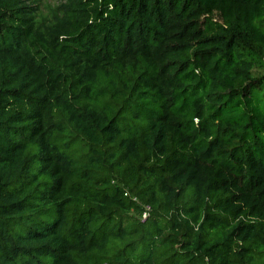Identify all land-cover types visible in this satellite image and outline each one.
Returning <instances> with one entry per match:
<instances>
[{"label":"trees","instance_id":"trees-1","mask_svg":"<svg viewBox=\"0 0 264 264\" xmlns=\"http://www.w3.org/2000/svg\"><path fill=\"white\" fill-rule=\"evenodd\" d=\"M0 264H264V0H0Z\"/></svg>","mask_w":264,"mask_h":264},{"label":"rangeland","instance_id":"rangeland-1","mask_svg":"<svg viewBox=\"0 0 264 264\" xmlns=\"http://www.w3.org/2000/svg\"><path fill=\"white\" fill-rule=\"evenodd\" d=\"M29 2H34L40 10L47 12L54 5H57L61 0H27Z\"/></svg>","mask_w":264,"mask_h":264},{"label":"built area","instance_id":"built-area-1","mask_svg":"<svg viewBox=\"0 0 264 264\" xmlns=\"http://www.w3.org/2000/svg\"><path fill=\"white\" fill-rule=\"evenodd\" d=\"M149 213H150V207L148 205H145L141 213V220L142 221L146 220L149 217Z\"/></svg>","mask_w":264,"mask_h":264}]
</instances>
